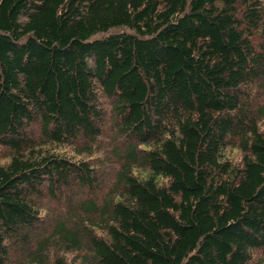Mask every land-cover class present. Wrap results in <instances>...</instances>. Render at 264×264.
I'll list each match as a JSON object with an SVG mask.
<instances>
[{
  "label": "trees",
  "instance_id": "obj_1",
  "mask_svg": "<svg viewBox=\"0 0 264 264\" xmlns=\"http://www.w3.org/2000/svg\"><path fill=\"white\" fill-rule=\"evenodd\" d=\"M72 263L264 264V0H0V264Z\"/></svg>",
  "mask_w": 264,
  "mask_h": 264
},
{
  "label": "rangeland",
  "instance_id": "obj_2",
  "mask_svg": "<svg viewBox=\"0 0 264 264\" xmlns=\"http://www.w3.org/2000/svg\"><path fill=\"white\" fill-rule=\"evenodd\" d=\"M71 256H72V254H71ZM73 264V263H72ZM77 264H79V263H77Z\"/></svg>",
  "mask_w": 264,
  "mask_h": 264
}]
</instances>
